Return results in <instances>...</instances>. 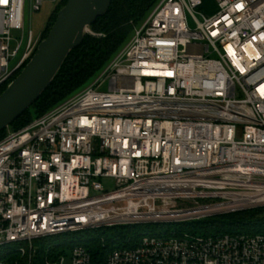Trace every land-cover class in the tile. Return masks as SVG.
I'll list each match as a JSON object with an SVG mask.
<instances>
[{
    "label": "built area",
    "instance_id": "1",
    "mask_svg": "<svg viewBox=\"0 0 264 264\" xmlns=\"http://www.w3.org/2000/svg\"><path fill=\"white\" fill-rule=\"evenodd\" d=\"M44 1L0 0V89L41 42L14 31ZM260 207L264 0H159L92 85L0 139V250L26 264L40 239ZM70 251L71 264H264V233L143 232L103 262Z\"/></svg>",
    "mask_w": 264,
    "mask_h": 264
},
{
    "label": "trees",
    "instance_id": "2",
    "mask_svg": "<svg viewBox=\"0 0 264 264\" xmlns=\"http://www.w3.org/2000/svg\"><path fill=\"white\" fill-rule=\"evenodd\" d=\"M158 1L112 0L108 12L90 26L94 34H85L82 44L70 52L50 87L11 126L16 130L24 127L35 117L44 115L92 82L118 53L126 38L128 36L131 38L134 25L141 23ZM67 2L68 0H62L58 4L41 40L48 35L59 11ZM5 90L6 88L0 89V95ZM4 136L5 130L0 133V139ZM140 226L142 225L108 227L36 240L37 250L33 264H46V259L49 257L67 255L68 251L77 244L85 246L95 262H103L115 249L135 247L142 235L138 232ZM161 227L163 226H146L150 229ZM166 229L201 236L221 233H264V209L254 208L217 215L198 221L168 225ZM159 231L162 229L157 230ZM57 239L59 242L54 241ZM0 260L8 264H26V258L18 255L13 249L9 252L0 250Z\"/></svg>",
    "mask_w": 264,
    "mask_h": 264
},
{
    "label": "water",
    "instance_id": "3",
    "mask_svg": "<svg viewBox=\"0 0 264 264\" xmlns=\"http://www.w3.org/2000/svg\"><path fill=\"white\" fill-rule=\"evenodd\" d=\"M112 0H68L33 57L0 95V133L34 105L50 87L87 29L104 16Z\"/></svg>",
    "mask_w": 264,
    "mask_h": 264
},
{
    "label": "rangeland",
    "instance_id": "4",
    "mask_svg": "<svg viewBox=\"0 0 264 264\" xmlns=\"http://www.w3.org/2000/svg\"><path fill=\"white\" fill-rule=\"evenodd\" d=\"M206 3H210L212 0H205ZM58 7V2H55V1H50V0H46L43 2L42 4V7H41V10L40 11H34L31 9V4L28 2V7H27V10H26V17H25V24H24V30H17V31H14V35L19 39L21 40L22 39V36H23V44L25 45L26 42H27V39H28V36H29V33L31 32L33 34V37L35 39L39 38V37H42V35L44 34L50 20H51V17L54 15V11L57 9ZM213 12V11H211ZM210 12V13H211ZM56 21V20H55ZM54 24V23H53ZM91 29V28H90ZM93 31L91 30V32H87V33H92ZM130 40V36H128L126 38V40L124 41L122 47L120 48V50L118 51V53L127 45V43L129 42ZM16 43H14L15 45ZM23 45V47H24ZM24 48L21 50L18 58L21 56L22 52H23ZM117 53V54H118ZM115 54L112 59L117 55ZM111 59V60H112ZM110 60V61H111ZM106 67V66H105ZM104 67V68H105ZM102 72V71H101ZM100 72V73H101ZM99 73V75H100ZM98 75V76H99ZM97 76V77H98ZM96 77V78H97ZM95 78V79H96ZM95 79L92 81V82H89L88 84H86L85 86H83L79 91H77L75 94L81 92L82 90H84L85 88L89 87L90 85H92L95 81ZM103 89H107V85H105L103 87ZM74 94V95H75ZM73 96V95H72ZM71 97V96H70ZM69 99V98H68ZM67 100V99H66ZM66 100H64L63 102H65ZM62 102V103H63ZM61 104V103H60ZM58 104V105H60ZM34 111V110H32ZM102 181V184L104 186L105 189L107 190H112L116 187V181L115 179L113 178H103L101 179ZM260 209H264V207H260ZM166 227L167 226H164V227H161V228H146V226H140L138 229V232L139 233H143V232H151V233H155L157 232V230H166ZM55 242H59V240H54ZM67 256H68V260H67V263L66 264H71V251H68L67 253Z\"/></svg>",
    "mask_w": 264,
    "mask_h": 264
},
{
    "label": "bare ground",
    "instance_id": "5",
    "mask_svg": "<svg viewBox=\"0 0 264 264\" xmlns=\"http://www.w3.org/2000/svg\"><path fill=\"white\" fill-rule=\"evenodd\" d=\"M89 31V29H87V32Z\"/></svg>",
    "mask_w": 264,
    "mask_h": 264
}]
</instances>
